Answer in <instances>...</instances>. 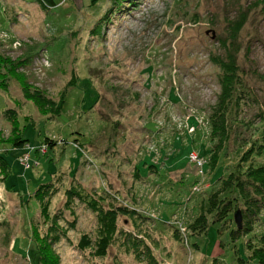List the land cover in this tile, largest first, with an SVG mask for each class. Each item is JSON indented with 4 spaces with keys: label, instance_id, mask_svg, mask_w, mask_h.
<instances>
[{
    "label": "rangeland",
    "instance_id": "rangeland-1",
    "mask_svg": "<svg viewBox=\"0 0 264 264\" xmlns=\"http://www.w3.org/2000/svg\"><path fill=\"white\" fill-rule=\"evenodd\" d=\"M43 1L0 0V264H33L35 243L57 264H257L264 209L236 234L245 202L221 179L264 145V0ZM217 62L234 80L211 166L226 73ZM63 92L57 115L24 97L57 102ZM14 117L21 147L10 141ZM191 151L206 160L203 175ZM149 153L156 168L136 175ZM261 162L264 147L240 169ZM70 189L128 211L104 257L77 248L83 234L94 243L97 222ZM214 192L231 197L222 218ZM202 213L207 229L191 232Z\"/></svg>",
    "mask_w": 264,
    "mask_h": 264
},
{
    "label": "trees",
    "instance_id": "trees-1",
    "mask_svg": "<svg viewBox=\"0 0 264 264\" xmlns=\"http://www.w3.org/2000/svg\"><path fill=\"white\" fill-rule=\"evenodd\" d=\"M96 1L97 0H90L92 4L96 3ZM48 2L52 4L51 0H48ZM2 62L3 60H0V63ZM217 65H219V67H222V69L226 73L223 77H221V95L219 97V101H218L219 103L217 104V107L214 108L216 113L215 115L213 114L214 117L211 118L212 130L210 132L211 134L210 137L212 139V136L214 137L218 136V142L214 145V149L212 150L210 149L211 152L208 162L209 165L211 166L217 163L218 152L221 149L223 143L227 140V136H226L227 134L225 129H223V127L222 128L219 127L218 123L219 121H222V118H224L225 116L224 110L228 108V104L231 99V92L233 89V80H234V73L232 74L230 70L232 66L230 65V63L226 65L223 62H217ZM69 82H70L69 85H71L72 82L71 81ZM63 95L64 92L60 95V98L58 99L57 102H54L52 100H45L44 98H40V96L38 95L34 96V95L26 94L24 97L25 99L32 101L39 109H44V107L47 106L46 108L48 110H46L45 113L57 115L60 106L63 102ZM12 129L14 130L12 138L10 139L12 146L21 147L24 143V140L19 138V136L16 133L15 117L12 119ZM44 142L48 145L51 144V141L47 139H45ZM263 147H264L263 144L260 145L259 150L258 148L257 150H254V147H250L248 151L244 152L241 158V162L247 161L250 158L251 154L253 153L259 154L262 151ZM152 158H153V154L149 153L148 156H144V158L140 160L138 164L135 165V169L137 171L136 175H138V171L142 172L143 175H145L146 173L148 174V172L145 169H143L144 167L149 168L152 166L156 168L155 166L156 164L151 163ZM0 161L1 164L5 165V167L7 168L6 162L1 157H0ZM241 162L236 165L234 171L228 173V175L225 178L221 179L222 188L225 189L227 187L229 188L236 187L237 188V189L235 188L236 192L237 190L239 192L238 195H235L236 194L235 191L234 192L229 191V194H234L235 196L232 197L236 198V200L238 201L241 200L242 203L244 200L245 202L244 208L241 209L243 220L246 219L249 214L253 216L252 219H254L255 217L258 216L259 212L264 209V162L257 164L250 163L247 166L246 170L240 169L242 165ZM2 174L3 176H1V178L2 180H4V175L6 174V170ZM65 194L68 200L75 199L83 203L89 210H91L96 215L97 228H96V238L94 240V243L87 234H83L79 238V240H77V248L83 250L92 247L93 254L95 257H104L107 254L108 248L111 246L114 240L115 234L117 233L118 217L121 214H128V211L122 206H114L111 202H105L106 197L102 195H98L97 192L89 194L86 193L84 190L81 191L76 189L74 190L70 189L67 190ZM230 199L231 197H228L226 198V200L218 201L216 192L210 195L211 207H218L219 210L217 217L222 218L225 215H227L231 207ZM219 206L220 207L223 206L222 209H220ZM251 223H252L251 219L249 221L244 220L241 228H237L236 226L235 233L240 234L242 232L249 231ZM207 226H208L207 219L205 215L202 213L200 215H197L188 224L187 228H189L191 232L201 233L207 229ZM34 236L36 235L34 234ZM32 238H33V234H32ZM261 241L264 245V234L261 236ZM38 246H40L39 249H37ZM30 256L31 259L33 260V264H57V258L53 255L51 247L47 244L38 245L37 243H35ZM251 257L254 260H256L257 264H264V248L261 247L254 249Z\"/></svg>",
    "mask_w": 264,
    "mask_h": 264
},
{
    "label": "built area",
    "instance_id": "built-area-1",
    "mask_svg": "<svg viewBox=\"0 0 264 264\" xmlns=\"http://www.w3.org/2000/svg\"><path fill=\"white\" fill-rule=\"evenodd\" d=\"M189 158L198 167L197 174L198 175H203L204 174L203 166L206 163V160L204 158H202V157H199L198 154L195 151L189 152ZM195 189H197V187Z\"/></svg>",
    "mask_w": 264,
    "mask_h": 264
},
{
    "label": "water",
    "instance_id": "water-1",
    "mask_svg": "<svg viewBox=\"0 0 264 264\" xmlns=\"http://www.w3.org/2000/svg\"><path fill=\"white\" fill-rule=\"evenodd\" d=\"M233 219H234V222H235L237 228H241L242 223H243V217H242L241 210L238 209L235 211Z\"/></svg>",
    "mask_w": 264,
    "mask_h": 264
}]
</instances>
